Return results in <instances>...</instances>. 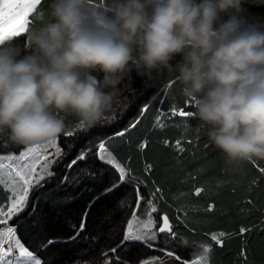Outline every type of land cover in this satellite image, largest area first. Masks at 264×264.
Listing matches in <instances>:
<instances>
[{"label": "clouds", "instance_id": "clouds-1", "mask_svg": "<svg viewBox=\"0 0 264 264\" xmlns=\"http://www.w3.org/2000/svg\"><path fill=\"white\" fill-rule=\"evenodd\" d=\"M245 2L51 0L50 19L28 30L23 54L0 42V129L27 146L56 138L68 117L94 127L134 66L175 73L227 165L264 160V29L242 15ZM181 245L200 260L210 255L204 242Z\"/></svg>", "mask_w": 264, "mask_h": 264}, {"label": "trees", "instance_id": "trees-1", "mask_svg": "<svg viewBox=\"0 0 264 264\" xmlns=\"http://www.w3.org/2000/svg\"><path fill=\"white\" fill-rule=\"evenodd\" d=\"M50 3L51 0H40L28 16L27 31L10 38L21 54L27 50L28 30L50 19ZM242 15L248 23L264 29V0H246ZM180 60L177 55L172 63ZM174 76L167 72H138L133 66L124 75L113 108L101 123L84 129L68 117L65 130L56 137L63 156L53 167L52 176L36 186L33 193L69 189L71 181L60 184L69 163L104 142L111 156L125 168L128 179L152 201L156 224L162 214L169 217L176 234L169 236L173 248H184L181 238L188 237L210 247L209 264H264V160L239 168L227 165L223 153L209 141V129L195 116L192 102L181 95ZM145 105L147 111L142 113ZM180 111L193 115L182 117ZM137 120L139 123L130 127ZM125 129L123 136H116ZM69 131L72 136L66 135ZM24 147L11 142L7 131L0 129V154ZM157 188L160 192L150 196ZM10 196L0 185V207L9 203ZM241 228L246 231L241 233ZM213 234L220 242L211 239Z\"/></svg>", "mask_w": 264, "mask_h": 264}, {"label": "rangeland", "instance_id": "rangeland-1", "mask_svg": "<svg viewBox=\"0 0 264 264\" xmlns=\"http://www.w3.org/2000/svg\"><path fill=\"white\" fill-rule=\"evenodd\" d=\"M52 141V146L43 151L49 159H57L54 154L56 148L61 147L56 138ZM31 146L34 145L0 156L18 157ZM96 146L85 152L87 155L83 161L67 167L60 184L71 181L69 189L61 193L54 190L33 193L35 187L30 190L29 202L24 210L9 221L20 242L42 264H192L193 260L199 259L192 255L191 247L175 249L169 235H158L160 223L153 229L156 232L155 240H124L127 224L122 218L127 216L131 219V212H136L141 220H146L149 214L155 220L153 207L148 204L141 190L139 194L144 199L139 205L135 203L136 188L139 186L128 178L121 182L118 191L104 194L116 181L112 166L106 165L96 155ZM106 154L110 153L107 151ZM55 164L50 168L52 174ZM85 171L93 175H83ZM81 223L84 224L82 231ZM77 232L79 236L73 240ZM49 240L55 243L47 245ZM17 255L18 250H14V254L0 260V264H8L10 259L14 264H19ZM206 262L209 264L207 258Z\"/></svg>", "mask_w": 264, "mask_h": 264}, {"label": "snow or ice", "instance_id": "snow-or-ice-1", "mask_svg": "<svg viewBox=\"0 0 264 264\" xmlns=\"http://www.w3.org/2000/svg\"><path fill=\"white\" fill-rule=\"evenodd\" d=\"M39 2L40 0H0V42L13 37H19L27 31L30 11L33 9V6ZM147 107L148 106L145 105L142 109V113L147 111ZM179 115L184 117L193 114L180 111ZM136 123H139V120L131 124L130 127H135ZM126 131L127 129L118 132L116 133V136H123ZM66 135L72 136L73 133L69 131ZM53 142L54 141L49 140L46 144L31 146L26 151L21 152L18 157L0 156V185H3L4 188L11 193V196L8 197L9 203L0 207V225H4V227H0V260L12 256L14 250H18L16 260L19 264H42L41 260L38 259L33 252L29 251V249L15 236L16 230L9 225V221L13 216H16L24 210L29 202L28 197L30 190L39 186L41 182L45 180L46 176H52L50 168L63 156L61 149L57 147L54 154L57 159L48 158L47 153L43 151V149L51 147ZM177 143L179 144V141H177ZM106 153L107 149L105 143H99L96 146V155L101 161H104L106 165L112 166L116 181L112 183L110 188L105 190V195L107 193L118 191L121 182H124L128 178V173L125 171V168L112 158L110 154ZM86 155L87 153H81L76 159L71 161V164H69L68 167L76 165L78 161H83ZM5 161L8 162L5 163ZM261 171L264 172V169H261ZM83 175H93V173L85 171ZM159 192L160 189L157 188L155 193H149V195L155 196ZM196 192L199 194L200 189H197ZM139 193L140 189L137 187L135 198V203L137 205H139L140 201L144 199ZM151 203L152 201H148L149 205H151ZM155 212L156 209L153 207L152 213ZM122 219L125 220L127 224V231L124 235V240L141 241L156 239V232L153 231L156 227V221L152 218L151 214H149L146 220H141L136 212H131V219H128L127 216ZM83 228L84 224L81 223L80 230L82 231ZM158 231L160 233H167L171 237H175L176 235L172 231L168 216L162 217V225L159 226ZM240 231L243 233L246 229L241 228ZM219 235L222 237L224 234L220 233ZM78 236L79 232H77V236L72 237V239L75 240ZM211 239L220 242L216 234H213ZM54 243L55 241L49 240L47 245ZM47 245H45V247ZM112 251L114 252L115 249ZM169 255H171V253H169ZM8 264H14V262L10 259ZM192 264H207V262L206 259H196L192 261Z\"/></svg>", "mask_w": 264, "mask_h": 264}, {"label": "water", "instance_id": "water-1", "mask_svg": "<svg viewBox=\"0 0 264 264\" xmlns=\"http://www.w3.org/2000/svg\"><path fill=\"white\" fill-rule=\"evenodd\" d=\"M163 216H167V214L164 213V214L161 215L160 225H162V217H163ZM168 218H169V217H168ZM169 223H170V225H171L170 219H169ZM160 225H159V226H160ZM159 226H158V229H159ZM171 226H172V225H171ZM158 229H157V233H158V235H168L167 233H160V232L158 231Z\"/></svg>", "mask_w": 264, "mask_h": 264}]
</instances>
